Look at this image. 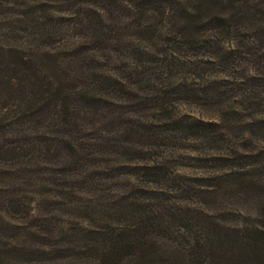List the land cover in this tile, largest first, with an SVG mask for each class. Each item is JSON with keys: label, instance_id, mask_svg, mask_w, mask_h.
Here are the masks:
<instances>
[{"label": "rangeland", "instance_id": "rangeland-1", "mask_svg": "<svg viewBox=\"0 0 264 264\" xmlns=\"http://www.w3.org/2000/svg\"><path fill=\"white\" fill-rule=\"evenodd\" d=\"M129 1L0 0V42L14 44L20 37L19 41L46 47L48 42L58 45L55 41L63 37L60 45H73L75 52L68 56L72 64L82 65L90 76L98 75L89 65H103L105 70L113 64L106 62L107 58L116 59L117 66L124 65L135 58L133 53L127 58L132 47H148L140 35L113 31L119 23L129 22L122 18L128 15ZM248 4L256 11L257 20L238 24L236 16L230 18L233 34L212 39L214 46L210 43L196 52L194 46L180 40L157 49L158 55L153 48L145 68L143 64L138 67L137 73L149 67L156 78L159 76V93H174L168 96L175 99L167 106L168 112H161L164 118L171 117L167 123L151 120L155 112L147 109L150 104L146 99L157 96L156 90L150 84L138 85L137 95L135 91L129 95L131 104L139 105L133 104L131 111L135 112L126 113L119 101L115 104L122 108L123 120L114 118L118 112L111 113L114 109L110 107L108 117L96 124L101 133L105 130L100 145L113 146L119 155L101 148L99 154L96 146H91V153L96 152L93 160L72 172L68 167L49 166L56 175L48 173L42 182L45 187L37 189L43 196L34 195L37 197L30 200L43 199L41 213L44 226H50V240L70 250L47 254L38 246L39 240L29 228L33 223L21 220L5 203L9 197L5 188L13 179L7 173L13 176L16 164L0 160V264H99L102 253L114 247L111 240H117L128 224L142 220L145 236L165 237L153 226L157 221L144 220L151 212L160 213L163 226L171 233L178 231L175 219L185 213L191 218L213 215L229 227L259 220L254 198H250L256 186L250 181L264 179V29L259 26L264 0H249ZM96 24L104 26L97 30ZM88 48L100 59L85 60ZM221 52L224 57L218 61ZM205 53L215 62H201ZM171 69L180 71L169 73ZM169 74H173L171 79ZM99 119L98 113L95 121ZM125 123L126 127H162L156 131L164 130L167 142H159L160 148L142 141L146 151L138 152L133 149L136 146L124 143L139 141L137 138L111 131ZM108 153L114 155H103ZM57 161L59 158H52L49 163ZM145 172L159 173L160 181L145 183ZM121 201L124 204L120 205ZM125 205L126 209L121 208ZM120 253L127 259L126 249Z\"/></svg>", "mask_w": 264, "mask_h": 264}, {"label": "trees", "instance_id": "trees-1", "mask_svg": "<svg viewBox=\"0 0 264 264\" xmlns=\"http://www.w3.org/2000/svg\"><path fill=\"white\" fill-rule=\"evenodd\" d=\"M248 1L131 0L128 15L122 17H126L129 22L123 25L119 23L113 31L119 34L130 31L128 33L131 37L140 35L148 47H132L127 53V58L130 53H133L135 58L128 59L124 65L122 63L117 66L114 64L116 59L109 58L104 59L114 66L106 65L105 70L103 65H89V68L93 67V70L99 71V74L92 75L93 77L88 71H83L82 65H74V61L68 59L75 51L72 49L73 45H60L64 42L63 37L58 41L54 38L58 45L48 42L46 47L35 46L26 39L19 41L20 37L14 44L0 42V160L16 164L17 168L13 176L7 173L13 179L12 184L5 188L9 196L5 203L13 207L14 213L21 220L33 223L29 227L34 231L32 235L39 240L38 246H42L47 254L70 250L60 248L50 240L51 229L50 226H44L45 219L41 213L43 199L30 200L43 196L37 189L45 187L42 182L48 173L56 175L55 170L49 166L68 167L67 170L72 172L73 169L82 167L84 162L93 160L96 152L91 153V146H96L97 151L98 148L113 150L114 154L119 155L113 146L100 145L105 130L101 133L96 124L99 125L100 120L108 117L106 114L109 113L108 110L111 111L110 107L114 109L111 113L118 112V117L114 118L119 120H123L122 108L129 114L135 112L131 111L133 104L139 105L131 104L129 95L132 96L134 91L137 95L138 85L150 84L151 88L156 90L157 96L146 99L150 104L147 109H152L149 112H155L151 120H164L167 123L171 117L164 118L161 112H168L167 106L175 100L169 97L174 93H159L160 89L156 87H161L157 82L159 76L156 78L157 75L149 67L140 73L136 70L141 64L142 68H145L146 57L150 56L153 48L158 55L157 49L181 40L191 47L194 46V50L198 52L196 48L201 46H214L212 39L220 37L222 40L221 37L233 34L230 18L236 16L238 24L246 20H252L254 23L257 20L256 11ZM259 22H262L260 29H264V14ZM102 26L104 25L96 24L95 29L99 30ZM127 42L131 46V39ZM133 43L136 41L133 40ZM112 50L118 52L116 49ZM85 52V60L100 59L92 48ZM223 52L218 56V61ZM203 55L205 59L200 57L201 62H215L208 53ZM196 59L198 60V57ZM223 61L227 63L228 60ZM174 70L180 71L171 69L169 73ZM171 77L173 74H169L170 79ZM119 101L123 105L121 109L115 104ZM102 103L107 107H101ZM103 108H107V111ZM98 113L101 119L95 121ZM185 127L190 129V124ZM156 128L162 127H126L125 123L123 127L111 131L137 138L139 141L129 139L124 143L136 146V149H133L138 152H144L146 150L140 145L142 141L160 148L162 145L159 142H167L168 137L164 136V130L156 131ZM90 141L96 142L88 143ZM98 153L101 154L99 151ZM103 155L113 156L109 153ZM52 158H59V161L49 163ZM160 179L161 175L157 172L143 173V181L147 184H156ZM250 182L256 186L250 198H254L256 212L260 213L256 223L229 227L213 215L210 217L204 214L202 218L194 215L191 218L185 213L178 219L174 218L178 221V231L171 233L167 226H163L160 213L154 215L156 212H151L150 216H158L157 220L147 215L144 220L157 221L153 226L160 229L165 237H153L147 233L145 236L142 232V220L131 226L128 224L121 230L117 240H111L114 247H109L107 253H102L101 260H97V263L264 264V221L260 220L264 219V179ZM29 194L31 197H28ZM122 204L123 201L120 205ZM121 208L126 209V205ZM192 235L188 241L187 238ZM44 240L46 241L43 242ZM121 249H126L127 259H122ZM38 252L42 253L40 250Z\"/></svg>", "mask_w": 264, "mask_h": 264}]
</instances>
